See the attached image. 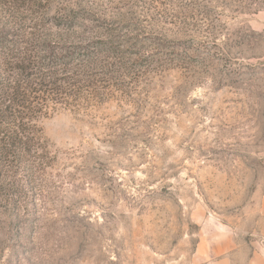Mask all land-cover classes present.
Instances as JSON below:
<instances>
[{
    "label": "rangeland",
    "instance_id": "374dc122",
    "mask_svg": "<svg viewBox=\"0 0 264 264\" xmlns=\"http://www.w3.org/2000/svg\"><path fill=\"white\" fill-rule=\"evenodd\" d=\"M79 2L0 0V58L40 25L124 68L0 150V264H264V0Z\"/></svg>",
    "mask_w": 264,
    "mask_h": 264
},
{
    "label": "trees",
    "instance_id": "16d2710c",
    "mask_svg": "<svg viewBox=\"0 0 264 264\" xmlns=\"http://www.w3.org/2000/svg\"><path fill=\"white\" fill-rule=\"evenodd\" d=\"M49 1L29 3L39 9ZM62 15L70 18L69 13ZM84 17V13L79 16ZM71 22L64 25L66 33L74 27ZM14 29L19 35H13L30 37L13 42L14 53L0 58V150L21 156L37 151L34 141L40 118L59 107L78 109L79 103L100 98L115 84L110 77L119 76L124 68L120 51L104 41H90L84 35L62 41L40 33L46 31L40 25Z\"/></svg>",
    "mask_w": 264,
    "mask_h": 264
},
{
    "label": "crops",
    "instance_id": "0c3cea01",
    "mask_svg": "<svg viewBox=\"0 0 264 264\" xmlns=\"http://www.w3.org/2000/svg\"><path fill=\"white\" fill-rule=\"evenodd\" d=\"M214 251L216 252V249H214ZM216 256H221V254L216 253ZM258 263L259 262L255 261L253 259L250 261V264H258Z\"/></svg>",
    "mask_w": 264,
    "mask_h": 264
}]
</instances>
